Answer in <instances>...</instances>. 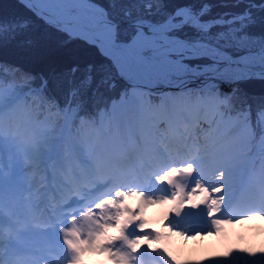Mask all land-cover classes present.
Returning a JSON list of instances; mask_svg holds the SVG:
<instances>
[{
	"label": "snow or ice",
	"instance_id": "1",
	"mask_svg": "<svg viewBox=\"0 0 264 264\" xmlns=\"http://www.w3.org/2000/svg\"><path fill=\"white\" fill-rule=\"evenodd\" d=\"M20 6L30 15L0 16V51L56 58L82 40L143 91L101 109L116 86L102 67L33 75L0 62V264H264L254 240L198 260L172 245L264 221V97L238 87L264 81V0L219 13L210 0Z\"/></svg>",
	"mask_w": 264,
	"mask_h": 264
},
{
	"label": "trees",
	"instance_id": "2",
	"mask_svg": "<svg viewBox=\"0 0 264 264\" xmlns=\"http://www.w3.org/2000/svg\"><path fill=\"white\" fill-rule=\"evenodd\" d=\"M96 3L106 4L110 0H95ZM169 7H174L178 3L184 2V0H167ZM211 3L217 5L213 12H222L226 9L220 8L219 5L225 0H210ZM21 2L18 0H0V16L13 17L30 15L23 9ZM37 27L39 24L37 23ZM255 51L256 49L253 48ZM0 62L7 63L9 65H15L21 67L24 71L33 75H42L43 73H53L57 71H66L67 65L72 62L80 64L91 63L98 67L105 69L104 75H108L115 78V88L103 89L101 96L97 102L103 109L104 104L107 103L111 107L112 103H116L120 100L124 91L129 93L132 86L131 81H122L118 77H115V70L111 68L110 61L103 55L97 45L92 43H85L82 40H77L71 43V45L58 57L51 58L47 56H23L7 49L0 51ZM240 91L251 98L253 101L258 102L262 96H264V81L260 79H252L239 84ZM263 93V94H260ZM154 96H159L158 93H153ZM262 95V96H260ZM257 97V98H255ZM158 101V100H157ZM256 104H253L255 109Z\"/></svg>",
	"mask_w": 264,
	"mask_h": 264
},
{
	"label": "rangeland",
	"instance_id": "3",
	"mask_svg": "<svg viewBox=\"0 0 264 264\" xmlns=\"http://www.w3.org/2000/svg\"><path fill=\"white\" fill-rule=\"evenodd\" d=\"M213 5H214V8L217 6L215 4H213ZM214 13H219V12L216 11ZM220 30L221 29L214 28L213 32H217ZM250 32L258 35L259 29L253 28V29H250ZM221 43H223V41ZM98 49L103 55L106 56V54H104L99 47H98ZM225 50L228 51L229 53H231L233 56H240L242 54H245L244 49H240L238 51L237 48L234 46H229ZM131 82H132V86H134L136 83L134 81H131ZM238 87H239V85H238ZM224 88H225V90H227L228 85H224ZM241 93H242V91H241ZM158 94L162 95L163 93H158ZM242 94H244V93H242ZM260 94H263V93H260ZM260 96H262V95H260ZM262 97H264V96H262ZM129 98H130V94H129ZM255 98H257V97H255ZM156 102L158 103L159 101H156ZM124 103H126V102H121V110L123 108ZM161 213H162V209H159L156 207H150V208L146 209V213H145L146 216L148 217L149 221L151 222V226L156 228L157 231L161 230V228L157 229L159 224L156 223V221L160 219ZM261 223L262 224H259V223L257 224V223H253L251 221V222L246 223L243 226L237 225L236 230L233 233V236L227 241L222 240V238H220V237H212V238L206 237L203 240H200V238L197 237L196 241L188 240L185 242V241L181 240L179 237H175V238H173L172 245L177 249H184L185 252L188 254L190 259L198 260V259H201V254L204 252H207L208 254L211 255V254H214L215 249L223 250V247L226 243L237 242V243H239V246H241V247L247 246V243L250 240H254L257 244L264 243V221H262ZM240 237H244V239H240ZM96 258H98V257H92V258H90V260H93Z\"/></svg>",
	"mask_w": 264,
	"mask_h": 264
},
{
	"label": "bare ground",
	"instance_id": "4",
	"mask_svg": "<svg viewBox=\"0 0 264 264\" xmlns=\"http://www.w3.org/2000/svg\"><path fill=\"white\" fill-rule=\"evenodd\" d=\"M98 46V45H97ZM100 48V46H98ZM101 49V48H100ZM102 50V49H101ZM140 91H143V89H140V88H135L131 91L130 93V98L132 97L133 94L137 93V92H140ZM253 223H259V224H262L260 220H254L252 221ZM157 229H160V225H158ZM236 228L234 230H231L230 231V238L233 236V233L235 232ZM103 260V257H98L96 259H93V260H90V264H100V262Z\"/></svg>",
	"mask_w": 264,
	"mask_h": 264
},
{
	"label": "water",
	"instance_id": "5",
	"mask_svg": "<svg viewBox=\"0 0 264 264\" xmlns=\"http://www.w3.org/2000/svg\"><path fill=\"white\" fill-rule=\"evenodd\" d=\"M18 1H20L21 2V0H18ZM99 46V45H98ZM102 51V50H101ZM103 52V51H102ZM242 55H244V54H242ZM241 56V55H240ZM233 57H236V56H233ZM135 88H137V87H134L133 89H135ZM131 91H132V88H131ZM131 91H130V93H131Z\"/></svg>",
	"mask_w": 264,
	"mask_h": 264
}]
</instances>
